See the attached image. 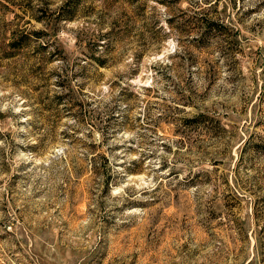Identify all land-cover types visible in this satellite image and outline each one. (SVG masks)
I'll return each instance as SVG.
<instances>
[{
  "label": "rangeland",
  "instance_id": "rangeland-1",
  "mask_svg": "<svg viewBox=\"0 0 264 264\" xmlns=\"http://www.w3.org/2000/svg\"><path fill=\"white\" fill-rule=\"evenodd\" d=\"M0 114V264H264V0H0Z\"/></svg>",
  "mask_w": 264,
  "mask_h": 264
},
{
  "label": "trees",
  "instance_id": "trees-1",
  "mask_svg": "<svg viewBox=\"0 0 264 264\" xmlns=\"http://www.w3.org/2000/svg\"><path fill=\"white\" fill-rule=\"evenodd\" d=\"M204 36L206 35V34H203ZM60 99V98H59ZM1 115V114H0ZM102 158H104V157H102ZM104 160H105V158H104Z\"/></svg>",
  "mask_w": 264,
  "mask_h": 264
}]
</instances>
